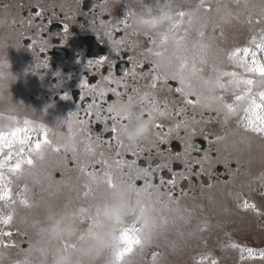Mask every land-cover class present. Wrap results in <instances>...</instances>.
<instances>
[{
  "label": "snow or ice",
  "instance_id": "snow-or-ice-1",
  "mask_svg": "<svg viewBox=\"0 0 264 264\" xmlns=\"http://www.w3.org/2000/svg\"><path fill=\"white\" fill-rule=\"evenodd\" d=\"M207 0H200L195 9L192 10H173L170 2H165L162 7H157L155 11L152 8L148 9L146 15H141L136 18V24L139 29L147 31H155L166 25L165 30L156 33L155 37L150 38L151 44L154 48H149L147 51L150 55L158 57L159 60L152 68L151 82L147 85L150 91L140 93L138 89L133 88L132 91L137 93L138 108L143 110L148 119L155 122L152 124V129L155 132L156 140L159 144L166 143L167 139L174 133L178 132L181 127L187 128V121L184 119L178 120L175 125L168 127L164 131V125L159 121L167 118L181 117L185 109L176 108L171 110L167 101L161 104L157 100L155 90L158 86L167 85L169 79L177 80L180 87L175 91L183 97V103L192 107L212 108L213 104L218 105L215 111L222 112L224 116V123L229 119L235 117L238 119V127L242 128L246 133L253 134L261 139H264V29L259 33H253L247 40L244 46H237L226 54V59L233 69L239 71H224L218 66L213 65L214 78L202 80V88L210 93L220 91L222 93H230L232 102L225 101L223 95H211L208 97L209 102L205 103L201 100V92L193 88L191 80L185 79V73H190L191 78L201 80L200 73L202 68L197 65H204L208 63L207 52L209 45L205 42L204 29L208 25V17L199 15L200 11L209 13L212 9L205 7ZM217 12L221 9L218 7ZM226 21L231 17V13L227 11L225 6ZM39 16L40 13H35ZM134 13H129L128 16H133ZM261 19L257 23L264 22V11L261 12ZM103 23V21H102ZM119 23L124 24L125 30L131 25L127 23V18L121 20ZM251 23V20H249ZM185 25L187 27H185ZM196 27L198 39L191 42L187 39L189 31ZM215 27V25H214ZM183 29V35H178ZM121 29L118 25L105 32L110 39L112 38V31L119 32ZM68 32L67 26L64 28ZM113 43L120 47L124 45L123 39H115ZM169 44L172 45L170 55H165L169 51ZM155 49V50H154ZM162 49V50H161ZM108 64L107 74L101 71L105 64ZM88 66L94 71H100V81L92 84L89 81H82L80 88L83 94L80 96L81 101H84L82 109L84 116L80 117L78 112H72L67 120V135L64 136L61 142L53 144L48 137L49 129L42 123L36 124L28 119L18 120L15 117H0L4 123H0V203L4 209L12 208L17 202L25 207L31 208L33 205L29 199L24 195L27 188H22L15 197L12 191V177L19 179L25 169H33L36 166L37 160L45 158L46 151L60 153L71 152L73 158H76L81 153L78 149L77 138L81 133H90L92 130L89 125L92 119L104 124L105 131L110 133V137L105 141L101 136H97L93 142L92 136L86 137L87 142L81 141L84 144L83 154L85 156L95 157L97 155L95 149L100 147L103 142L109 143L112 151L116 157L121 155L120 149L128 150L129 146L121 138V131L125 130L130 123L131 117L128 114H116L112 112L109 105L113 102L115 97L124 98L128 85L126 79L131 76L136 77L137 73L135 67L132 70L125 71L121 76L117 77L112 71V66L108 57H101L94 61H89ZM47 67V65H45ZM161 67L170 69V73H165L163 76L157 71ZM91 97V102L86 101V97ZM195 96L196 100L189 99ZM63 99H68L67 96ZM129 101L133 100L132 95H127ZM159 130V131H157ZM194 134V133H193ZM218 140L223 137H218ZM142 144V143H141ZM137 145V149L132 151V155H139L144 151V148ZM158 147V146H157ZM193 146L189 143L187 149H192ZM186 149V151H187ZM100 159L96 161L103 166L101 174L95 171H87V165H82L80 171L88 176L90 184H104L109 190L115 187L113 182V165L117 170H122L125 166L128 168L129 178L127 184L130 188V201L132 207V216L126 221V227L120 231L119 243L121 247L114 252L115 264H126V259L131 256L135 250L144 248L151 244L154 236L159 229H162L167 223V219L159 216L156 205H161L167 209V204L160 199L164 193L160 191V185H169L167 192L168 199L176 203V198L172 195L171 189L176 186L175 178L160 179V185L153 184L151 178L158 168H169L167 164H158L155 167L143 168L136 166V161L125 162L122 159H115L112 163L104 157V153L100 152ZM134 173V175H133ZM144 178L145 183L143 187L136 184V180ZM187 179V177H183ZM38 182V180L36 181ZM85 196L92 193L90 185ZM264 187V184L261 185ZM264 194V193H262ZM244 211H251L257 216L264 215L256 203L243 200L239 205ZM172 211H175L174 209ZM93 212L96 216L109 215L108 209L102 207L99 202L89 207H78L73 211V220L76 224L83 223L87 220L90 225ZM152 212L154 214L152 219H148L146 213ZM13 211L0 212V246L4 248L12 247L3 238H11L13 233L10 230L14 223ZM119 223V217L114 220ZM204 228H201L203 231ZM41 232L45 230L40 229ZM90 235V233H89ZM84 237L81 236V239ZM65 248L75 245L71 242L64 243ZM228 247L232 249H239L241 261L248 259H260L264 261V251L256 252L251 248L241 246L237 243H230ZM42 261L50 255L49 249L41 247L39 249ZM206 257L202 256L195 264H205ZM153 264L157 260V254H152ZM27 264V261H26ZM209 264H217L215 259H211Z\"/></svg>",
  "mask_w": 264,
  "mask_h": 264
},
{
  "label": "rangeland",
  "instance_id": "rangeland-1",
  "mask_svg": "<svg viewBox=\"0 0 264 264\" xmlns=\"http://www.w3.org/2000/svg\"><path fill=\"white\" fill-rule=\"evenodd\" d=\"M1 1L0 77L2 79H0V117H15L18 120L28 119L36 124L42 123L45 127L46 124L50 126L52 122L58 123V117L64 119L65 116L60 115L56 110H52L45 103L42 104L43 100L34 99L25 90L23 95L18 88L14 89V80L11 78L15 76L17 80L20 79L21 81L23 78H27V73H34L32 59L28 57L24 60L21 57V55L24 56L25 51L19 49L15 43L18 35L13 34L10 29V24L17 20L16 15L19 13V7L16 6V3L19 1V3L29 5L30 1L6 0L5 3H1ZM116 2L123 5L125 12L135 14V22L137 17L146 15L149 8L155 11L157 7H162L165 2H170L174 11L177 9L187 11L195 9L200 0H116ZM126 3L131 4L127 6ZM209 6L212 11L204 13L201 10L199 13L201 16L206 15L208 17V25L204 29L205 42L209 45L208 63L197 65L198 68L203 69L200 73L201 80L193 79L192 81L198 87L196 90L202 92L201 99L206 94V90L202 88V80L210 78L211 74V78L215 76L212 70L213 65L224 71H239V69L232 68L226 59V54L237 46H244L253 33H259L261 29H264V22H256L261 19L260 14L264 11V0H207L205 7ZM225 6L227 11L231 13V17L227 21L223 18L225 16ZM218 7L221 9L220 12L216 11ZM249 20H251V23H249ZM135 26L138 28L136 23ZM185 27L187 26L185 25ZM165 28L166 25L155 31H147L142 28L139 30L143 32V36L153 38L157 32L163 31ZM178 35H183V29ZM187 39L189 46H191V42L198 39L195 26L189 31ZM168 47L169 51L165 54L166 56L170 55L172 45L169 44ZM26 54L30 56L29 51H26ZM187 74L190 75V73ZM32 88L37 89L34 85H32ZM214 95H223L228 103H231L233 99L230 93L217 91ZM216 107L218 105L215 104L211 110L215 111ZM38 109H41V114ZM42 110L49 112V116L47 112L42 113ZM219 114L223 115L222 112ZM219 114L216 115L220 117ZM233 120L232 118L229 119L228 122L230 123H226V128L238 127V119ZM231 121H233L232 124ZM4 122V120H0V123ZM204 127L208 129L211 126L207 123ZM204 127L201 130H204ZM50 129L57 133L61 139L67 135L66 125H54ZM211 130L216 132L217 128L211 127L205 133L209 134ZM228 132L231 131L228 130ZM258 139L262 142L264 140L259 137ZM260 145H262L261 142ZM78 146L83 153V147L80 144ZM258 146L255 141L249 143V147L258 148ZM229 149L231 154H233V151L237 154L233 147H229ZM221 150L228 151V148L221 145ZM66 154L64 152L63 158L60 159L57 153L48 151L43 160L36 161L34 169L36 175L34 178L30 180L11 178L14 197L20 189L26 187L27 192L24 195L32 205L39 206L25 208L18 202L12 206L15 209L14 223L10 229L6 230H10L13 235L11 238L3 239L13 246L9 248L0 246V249L4 250L0 251V264H15V261L21 258H28L33 264H41L42 262L39 249L44 247V241L38 235V229H29L20 225L19 220L21 217H26L29 222H37L42 227L46 206L57 209L67 208L73 213L78 207L87 208L97 203L95 189L98 185L90 184L87 175L85 176L80 171V167L88 160H83L81 155L73 158L72 154L69 156ZM249 154L252 158L250 164L244 165L234 181L228 184L222 183L220 189L222 193L220 191L215 192V189L211 188L204 195L199 194L194 199L182 196L176 203L172 201L164 202L168 206L167 209L156 205L157 208H163L157 209L158 214L166 218L168 223L158 230L150 245L146 246L139 254L130 257L131 264H153V253L157 254L155 264H195L202 256L207 258L205 264H209L211 259H215L217 264H264V261L258 258L241 261L239 249L228 247L230 243L234 242L254 251L257 249L256 252L264 251V215L257 216L251 211L242 210L239 206L246 199L249 202L256 203L260 210L264 212V194H262L264 193V187H261L264 184V158L255 159V155ZM244 161L249 162V159H244ZM70 162L72 164L75 162L76 165L71 167ZM239 163L241 164L240 161ZM46 166H53L50 173H48ZM117 172V170L113 171V179H117ZM256 176L259 178L253 179ZM37 180L38 182H36ZM86 185H90L92 188V193L88 196H85V192H88ZM100 185L107 187L104 184ZM162 201L169 200L165 198ZM177 204L182 208L180 214L172 211ZM7 210L0 203V212ZM253 220L256 221V224ZM88 223L85 220L77 225L81 229H86ZM201 228H204V230L201 231Z\"/></svg>",
  "mask_w": 264,
  "mask_h": 264
},
{
  "label": "flooded vegetation",
  "instance_id": "flooded-vegetation-1",
  "mask_svg": "<svg viewBox=\"0 0 264 264\" xmlns=\"http://www.w3.org/2000/svg\"><path fill=\"white\" fill-rule=\"evenodd\" d=\"M29 1H31L29 5H24L19 1L16 3V6L19 7V13L16 15L17 20H14L12 24L17 25L18 31L16 33L18 38L15 43H20V48L25 51L24 56L21 55L22 58L24 60L28 57L32 59L34 73L30 80L37 89L32 88L31 85L29 88H23L20 92L23 94L25 90L34 99L43 100L42 104L45 103L52 110H56L60 115L65 116L64 119L57 116V125H66L67 128L66 120L74 111L78 112L80 117L84 116L82 105L85 102L80 99L83 94L80 84L85 80L96 84L101 77L100 71H94L88 66L89 61L94 63L101 57H108L112 71L117 77L135 67L136 77L129 76L126 79L127 90L121 89V91H126L125 99H127V95H132L134 99H138L137 93L132 91L133 88L138 89L140 93L150 91L147 85L151 82L152 68L159 58L150 55L147 50L154 47L151 45L144 47L134 42H125L124 45L117 47L113 43L115 39H103V27L111 20V18L104 19V15L112 5L111 0H87L85 5L82 4L84 0L81 1V4L66 0ZM37 12L40 13L39 16L35 15ZM74 23H95L93 29L95 37L82 33L75 27ZM65 26H67L68 32L64 31ZM26 51H29L30 56L26 54ZM108 67L107 63L103 66L101 70L103 74H107ZM157 71L163 76L165 73H170L171 70L167 67H161ZM185 79H190L191 83L193 81L187 73H185ZM192 86L194 89H198L193 83ZM177 87H180V84L174 79H169L166 86L161 82V85L155 90L156 98L161 104L167 101L171 110L184 108V114L181 117H170L159 122L164 125L163 130L167 131L168 127L175 125L178 120L184 119L187 121V128L181 127L178 132H174L167 139L166 143L159 145L154 132V139L151 143L140 145L144 151L140 152L139 155H132V151L138 150L137 147H129L128 150L120 149L121 155L116 157L112 147L107 142H103L100 147L96 148L111 161L115 159H122L125 162L135 160L136 166L143 168L155 167L158 164L169 165L171 170L158 168L152 176L151 182L160 185L162 177L164 179L175 178L176 186L171 191L176 201L182 196L195 197L211 188L221 189L222 183L234 181L239 176V172L243 169L239 163L240 158L247 159L249 157L245 150L242 151L243 155L231 154L229 147L234 148L236 132L223 131L224 129L221 128L223 123H220L221 119L215 112L207 113V116L204 117V109L206 108L184 104L183 97L175 91ZM209 95L210 92L206 91L201 100L208 103ZM19 96L26 99L21 95ZM65 96L68 99H63ZM189 99L196 100V97L191 96ZM86 101L91 102V97L87 96ZM38 111L41 114V109ZM46 112L42 110V113ZM47 114L49 116L50 113L47 112ZM206 118L210 119L212 127H216L222 132L224 135L222 140H218L217 135L206 134L200 129V125ZM89 127L92 131L81 133L77 138V143H81V141L86 143L88 135L92 136L93 142L97 136H101L105 141L110 137V133L105 131L102 122L92 119ZM189 143L193 146L192 149H187ZM196 145L198 148L194 149ZM221 145L227 146L228 151H222ZM237 159L238 162L233 161ZM122 173L124 174L123 179L128 180L127 166L122 169ZM183 177H187V179ZM135 182L140 183V186H137L143 187L145 179L140 178ZM169 187L166 184L160 185V191L164 193L160 197L161 200L165 198L169 200L167 196Z\"/></svg>",
  "mask_w": 264,
  "mask_h": 264
},
{
  "label": "clouds",
  "instance_id": "clouds-1",
  "mask_svg": "<svg viewBox=\"0 0 264 264\" xmlns=\"http://www.w3.org/2000/svg\"><path fill=\"white\" fill-rule=\"evenodd\" d=\"M109 107L116 114H128L131 117L127 128L121 131V138L130 148L153 141L152 124L155 121L148 119L145 112L138 108L136 99L129 101L125 98L115 97ZM34 169H25L20 178L26 180L34 178L36 175ZM113 182L115 187L111 190L102 185H98L95 189L96 201L108 209L109 215L107 217L96 216L93 212L90 225L88 224L86 229H81L74 222L73 213L67 208L57 209L46 206L42 227L37 222H29L26 217L20 218L21 226L38 229V235L42 237L44 247L49 249L50 255L41 264H115L113 254L121 247L119 243L120 231L126 227V221L132 216V207L127 180L117 178L113 179ZM38 206L33 205L32 207ZM8 210L15 213L13 208ZM174 210L180 214L182 208L177 204ZM146 216L148 219H152L154 214L148 212ZM117 217H119V223L114 222ZM42 228L45 230L44 232L40 231ZM81 236L84 238L81 239ZM65 242H71L75 248H65ZM0 251L4 250L0 249ZM140 252L142 251L137 249L132 255H137ZM131 256L126 259V264H131ZM26 261L27 264H33L28 258L17 259L15 264H26Z\"/></svg>",
  "mask_w": 264,
  "mask_h": 264
},
{
  "label": "bare ground",
  "instance_id": "bare-ground-1",
  "mask_svg": "<svg viewBox=\"0 0 264 264\" xmlns=\"http://www.w3.org/2000/svg\"><path fill=\"white\" fill-rule=\"evenodd\" d=\"M5 61V60H4Z\"/></svg>",
  "mask_w": 264,
  "mask_h": 264
}]
</instances>
